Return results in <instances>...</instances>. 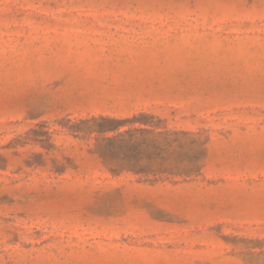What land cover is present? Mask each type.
<instances>
[{"label":"rangeland","instance_id":"1","mask_svg":"<svg viewBox=\"0 0 264 264\" xmlns=\"http://www.w3.org/2000/svg\"><path fill=\"white\" fill-rule=\"evenodd\" d=\"M0 264H264V0H0Z\"/></svg>","mask_w":264,"mask_h":264},{"label":"trees","instance_id":"2","mask_svg":"<svg viewBox=\"0 0 264 264\" xmlns=\"http://www.w3.org/2000/svg\"><path fill=\"white\" fill-rule=\"evenodd\" d=\"M96 121V118H92ZM99 122L114 121L109 117L100 116L98 117ZM146 126V124H144ZM156 125H148V127L132 128L120 130V126L106 127L103 125H96L94 127H87L85 130H80L78 126L73 123L67 126V130L77 136V132L83 131L85 134L96 133L95 138V152L102 159L104 164H107L108 159L114 157L119 159L120 155H124L126 159H133L132 166H124L122 163L116 164L118 170L128 169L135 172H142L143 169L148 168L153 174L157 173H168V174H186L188 170L185 168H175L173 166H166L164 164L163 155L167 152V149L177 143L179 138L178 134L185 135L186 132H176L170 130L155 131ZM107 132H113V135L107 136ZM150 136V138H148ZM148 148L153 149L152 164L143 162L144 153ZM131 150L135 153L130 155ZM120 160V159H119ZM121 160H124L121 158ZM154 165V166H153ZM165 165V166H164ZM131 167V168H130ZM154 167V168H153ZM113 172L114 170L110 168ZM200 166L195 168L198 172Z\"/></svg>","mask_w":264,"mask_h":264},{"label":"crops","instance_id":"3","mask_svg":"<svg viewBox=\"0 0 264 264\" xmlns=\"http://www.w3.org/2000/svg\"><path fill=\"white\" fill-rule=\"evenodd\" d=\"M102 53H96V52H93V53H89V54H86L88 57H97V56H100Z\"/></svg>","mask_w":264,"mask_h":264}]
</instances>
